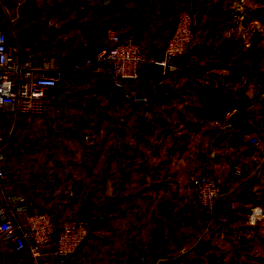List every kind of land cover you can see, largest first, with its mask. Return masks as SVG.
<instances>
[{
    "label": "crops",
    "instance_id": "1",
    "mask_svg": "<svg viewBox=\"0 0 264 264\" xmlns=\"http://www.w3.org/2000/svg\"><path fill=\"white\" fill-rule=\"evenodd\" d=\"M3 1L13 30L35 59L37 53L43 58L36 59L40 64L55 63L43 46L60 41L67 29L52 34L49 26L61 28L73 17L93 34L108 24L101 46L115 29L142 42L150 58L162 53L178 5L192 9L196 31L183 70L162 84L145 79L127 83L123 92L95 82L92 72L100 66L78 81L79 68H62L58 85L47 89L46 112L18 119L9 137L0 186L17 196L11 205L56 216L75 207L87 217L90 233L74 264H206L209 256L223 264H263L264 0H119L106 12L103 0H22L17 9L16 0ZM233 3H240L237 10ZM142 71L158 68L145 62ZM202 71L231 76L244 108L196 119L191 107L199 104L194 86ZM134 88L149 101L137 100ZM142 120L153 133H143ZM24 131L45 133L30 144L27 163ZM253 134L261 145L249 141ZM237 164L240 180L229 183ZM204 170L222 188L217 210L226 222L206 223L199 208L192 180ZM6 252L27 261L11 264H32L2 236L0 264Z\"/></svg>",
    "mask_w": 264,
    "mask_h": 264
},
{
    "label": "built area",
    "instance_id": "2",
    "mask_svg": "<svg viewBox=\"0 0 264 264\" xmlns=\"http://www.w3.org/2000/svg\"><path fill=\"white\" fill-rule=\"evenodd\" d=\"M21 4L22 0H16L14 8ZM239 4L233 3V10H237ZM8 16V9L0 0V185L7 168L5 149L9 141L4 116L11 109L16 115L20 112L43 115L47 106V89L57 86L62 75L59 67L38 63L31 46L22 44L16 31V41H10L5 24ZM195 37L192 9L187 5H178L173 30L160 55L148 57L142 42L110 29L107 44L98 47L86 64L100 66L92 72L95 82L104 75L123 86L142 79L151 84H162L174 72L183 70L181 65L175 64V60L190 51ZM145 62L158 68V71L144 74L142 66ZM133 94L140 102L149 101V95H139L137 88L133 89ZM249 141L255 146L261 145V137L257 134L251 135ZM241 171V165H234L228 182L238 183ZM192 187L206 223L211 224L216 217L226 222V214L217 210L223 191L212 173L207 170L198 172L192 180ZM5 199L8 208L0 201V234L12 248L26 251L32 264H74L76 254L90 233L87 217L81 216L75 207L64 216H56L49 210L32 211L24 203L12 206L11 203L17 199L15 194H5ZM8 209L12 212L10 215H7Z\"/></svg>",
    "mask_w": 264,
    "mask_h": 264
},
{
    "label": "rangeland",
    "instance_id": "3",
    "mask_svg": "<svg viewBox=\"0 0 264 264\" xmlns=\"http://www.w3.org/2000/svg\"><path fill=\"white\" fill-rule=\"evenodd\" d=\"M77 17H73L72 21L67 22L66 23H62L61 25L64 24V28L66 29V32L64 33L63 37H61L62 39H60V41H55L53 43L48 42V44H43L44 46V52L47 53V56L53 57L55 60H53L55 63L54 64H58V67L60 69L62 68H74V69H78L81 71L79 73H75V79L76 81H78V79L80 77H84V75H88L89 71L93 69V66L86 64V60L91 58L95 52V50L97 49V47L101 46L104 42V35L107 32V25L108 24H104L101 27V33H96L93 34L92 32L90 33L88 30H84L82 24L84 22H82L81 20L78 21ZM6 26L8 28V30L10 31V39L12 41H16V37H14L15 31L13 30V28L11 27V23L8 20V18H6ZM17 20H16V26L17 25ZM22 29V28H21ZM70 29V30H68ZM86 32V33H83ZM84 34H86L84 36ZM91 36H87L90 35ZM16 36V35H15ZM73 39H75L73 41ZM22 42V40H21ZM22 44H25L22 42ZM39 46V44H38ZM37 57L36 59L38 60H43V58L37 53ZM86 58V60H85ZM198 63V61H197ZM195 61H191V64L195 65L197 64ZM44 64V63H43ZM53 66H56L54 65ZM85 64V65H83ZM50 65H52V63H50ZM83 65V66H82ZM155 68V67H154ZM84 74V75H83ZM63 76V74H62ZM145 79L140 80L144 81ZM62 81V80H61ZM24 115H31V114H25L20 112L18 115H16L15 111L13 109H11L8 112V115L4 116L5 119V132L6 135L8 137H11V133L13 131V127L14 124L17 123L18 119L20 121L23 120ZM26 132V133H25ZM23 138L21 139V142H25L21 144V154L23 156L22 158V162H28V154H29V148L31 147V143L35 142L36 140H45V133L43 132H32V133H28L27 131H24L23 135H21ZM45 142V141H44ZM43 142V145H45ZM42 156L44 157V154L42 153ZM2 237V235L0 234V238ZM27 258H29L28 254L26 256ZM15 260L20 261L22 263H27L26 259L23 256H18L16 257L15 255L11 254L9 255L8 252H6V254L4 255V260L5 263L4 264H11V260ZM264 261V260H263ZM264 264V263H263Z\"/></svg>",
    "mask_w": 264,
    "mask_h": 264
},
{
    "label": "trees",
    "instance_id": "4",
    "mask_svg": "<svg viewBox=\"0 0 264 264\" xmlns=\"http://www.w3.org/2000/svg\"><path fill=\"white\" fill-rule=\"evenodd\" d=\"M118 1L119 0H113L108 5H103L101 9L105 12L109 11L112 8L113 4ZM63 28L64 27H61L58 32H60ZM14 37H16L15 34ZM10 41L14 42L11 39ZM194 87L199 104L196 106H192L191 110L193 111L194 117L202 122L223 116L231 108H238L239 110H241L245 106L246 98L244 96V93L239 91V94H237L233 90V78L231 76H215L213 74L202 71L198 73L196 78V85ZM236 95L238 96L237 98H235ZM139 127L140 129H142L143 133H153L152 124L150 122L142 120L139 123ZM206 264H223V262L219 260V257L209 256Z\"/></svg>",
    "mask_w": 264,
    "mask_h": 264
},
{
    "label": "water",
    "instance_id": "5",
    "mask_svg": "<svg viewBox=\"0 0 264 264\" xmlns=\"http://www.w3.org/2000/svg\"><path fill=\"white\" fill-rule=\"evenodd\" d=\"M113 0H103V3L104 5H108L109 3H111ZM60 30L59 27H56L54 25H51L49 26V29L48 31L52 34H55L57 33L58 31ZM184 57L185 55L184 54H181L179 55L176 60H175V64L176 65H181L183 60H184ZM97 84L99 86H106V87H109V88H112V89H115V90H120V91H125V88L124 86L121 84V83H118L116 81H114L111 77L109 76H100L98 79H97ZM0 200L1 202L6 206V208H8V202L6 201L5 199V193L3 192L1 186H0Z\"/></svg>",
    "mask_w": 264,
    "mask_h": 264
}]
</instances>
